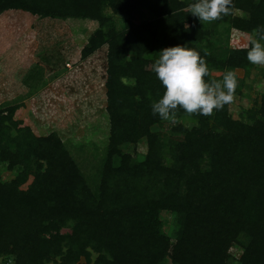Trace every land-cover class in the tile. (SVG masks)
I'll return each instance as SVG.
<instances>
[{
    "label": "trees",
    "instance_id": "1",
    "mask_svg": "<svg viewBox=\"0 0 264 264\" xmlns=\"http://www.w3.org/2000/svg\"><path fill=\"white\" fill-rule=\"evenodd\" d=\"M194 2L0 0V16L97 22L81 59L107 48L110 121L108 145L84 158L56 132L36 135L19 105L0 106V264H264V92L238 116L231 104L211 116L179 109L170 133L152 131L165 124L151 105L165 91L152 65L166 47L199 51L206 79L243 72L237 96L251 89L250 45L230 38L264 26V0H232L211 23L190 13ZM144 13L152 19L138 21Z\"/></svg>",
    "mask_w": 264,
    "mask_h": 264
},
{
    "label": "rangeland",
    "instance_id": "2",
    "mask_svg": "<svg viewBox=\"0 0 264 264\" xmlns=\"http://www.w3.org/2000/svg\"><path fill=\"white\" fill-rule=\"evenodd\" d=\"M137 19L152 17L144 13ZM97 27V22L90 20H43L21 11L0 16V106L19 105L16 118L36 135L56 132L77 156L84 158L95 148L104 149L110 135L104 90L107 48L86 61L81 59V51ZM249 36L233 30L230 46L248 48ZM262 68L255 65L247 79L251 89L244 90L243 96L235 95L231 109L236 116L241 108L252 107L264 92L259 73ZM238 74L244 76L241 71ZM220 75L212 72L214 77ZM164 122L153 126L152 131L170 133L173 123ZM77 149H84L85 153L80 154ZM139 152L145 153L146 146L140 145ZM79 157L88 173L92 166ZM89 157L92 160V155ZM163 219L171 226L170 214H163Z\"/></svg>",
    "mask_w": 264,
    "mask_h": 264
},
{
    "label": "clouds",
    "instance_id": "3",
    "mask_svg": "<svg viewBox=\"0 0 264 264\" xmlns=\"http://www.w3.org/2000/svg\"><path fill=\"white\" fill-rule=\"evenodd\" d=\"M232 9V0H196L188 6L193 16L207 23L230 15ZM249 43L248 61L264 67V26L253 29ZM208 55L210 52L204 50V56ZM152 71L165 89L162 98L152 103V112L172 123L177 122L179 109L188 115L203 116L223 110L225 105L234 101L239 86L235 70L226 71L219 80L206 79L211 75L206 59L187 45L162 49L152 65ZM122 82L128 84L126 78H122Z\"/></svg>",
    "mask_w": 264,
    "mask_h": 264
}]
</instances>
